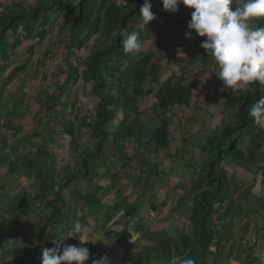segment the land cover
<instances>
[{
  "label": "trees",
  "instance_id": "trees-1",
  "mask_svg": "<svg viewBox=\"0 0 264 264\" xmlns=\"http://www.w3.org/2000/svg\"><path fill=\"white\" fill-rule=\"evenodd\" d=\"M149 3L156 19L148 25L141 22L140 8L144 5V0H124L123 5H119L118 0H37L29 7L24 2H14L0 11V76L7 69L11 53L22 46L23 42L45 40L49 35L50 25L57 22L64 12L66 13L62 27L68 33L65 44L67 72H64L66 76L64 82L57 87L59 95L52 94L45 100L44 107L47 112L45 118L50 120L48 116L50 112L58 116L60 111L57 109L64 107L73 89L79 85L90 86V95L97 100L93 115L84 119L83 125L78 124L76 127L70 121H65L63 125L65 135L70 138V144L76 150L79 149L76 133H80L82 129L89 133L92 148L85 150L76 158L81 172L78 177L88 178L90 182L93 178L89 165L104 162L105 150L110 142L116 147V154L119 157L124 156L127 144L140 143L145 129L138 111L140 97L153 95L157 102L154 106V117L159 123V128L154 132L151 141L156 151L169 147V127L174 117H167L168 113H171L174 106H180L185 110L192 103L193 87L188 84L182 71L180 74H172L165 80L162 79L160 52L142 49L139 53H125L122 47V30H127L129 33L138 32L144 45L149 38L155 39L152 35L154 25L159 27L162 22V25L171 26L174 14H182L184 18L185 15L191 16L194 11L181 4L179 11L172 13L164 10L162 0H149ZM236 6L233 4L231 7L235 10ZM255 23L264 27V20ZM182 24V20L177 23L178 26ZM92 40H95V45L85 62L78 59L76 63L70 61L77 52L86 49ZM157 45L159 47V44ZM33 46L30 47L31 51ZM194 58L201 60L204 67L212 60L205 50ZM24 70L25 65H20L14 68L4 81H0V105L4 92ZM146 87L147 91H144ZM260 99H264V86L258 83L246 86L237 95H227L224 103L227 111L226 119L223 118L218 132L207 138L202 148V173L191 189V193L196 195L191 216L196 228V239L191 241L185 239L186 245L183 250L179 245L174 247L175 255L182 256L181 254L187 251L186 259H192L194 264H205L209 247L215 240V233L211 228L215 210L226 201L228 196L229 182L221 165L236 151L240 141L247 136H253L258 130L249 111ZM72 107L74 108V105ZM119 114L122 119L117 123ZM15 115L13 112L6 113L0 118L5 119ZM43 119L37 118L34 134L35 138L41 140L42 145L37 150V156L32 157V154L27 152L26 148L32 145V142H28L27 145L28 139L25 137L20 146L14 150L15 158L8 164L5 174V177L16 175L31 177L36 181L39 189L33 196L23 193L7 203L10 205L9 209L3 211V214H8V218L0 225V243L3 238L9 236L3 232L33 213L38 201H41L45 210L50 212L42 230L38 233L36 248L27 247L11 251L16 264L31 262L42 264V250L46 242L45 228L47 226L54 229L61 224L59 220L64 218L63 212L67 205L62 192L77 180L72 176L64 185H50L56 177L57 162L56 157L47 150L48 145L56 141L50 124L43 123ZM14 130L16 134L21 131L20 128ZM1 137L3 138L0 141L2 165V157L11 155L4 151L10 152L13 149L5 143L7 139ZM23 145L25 147L22 148ZM3 189L4 187L1 186L0 190ZM19 197L20 199H17ZM91 198L97 199L94 195H91ZM93 201L91 203L85 201V205L87 204L91 210L94 204H97ZM118 208L119 206H115L113 210L116 211ZM126 214L128 215V212ZM66 230L64 228L61 231V236ZM61 239L57 232L53 234L52 241L57 240L61 244Z\"/></svg>",
  "mask_w": 264,
  "mask_h": 264
},
{
  "label": "crops",
  "instance_id": "crops-1",
  "mask_svg": "<svg viewBox=\"0 0 264 264\" xmlns=\"http://www.w3.org/2000/svg\"><path fill=\"white\" fill-rule=\"evenodd\" d=\"M182 118H174L169 127V147L156 151L151 141L159 123L152 113L148 123L143 124L145 129L140 143L127 144L124 156L119 157L110 142L103 165H89L91 176L97 180L90 179V182L81 176L63 190L65 202L68 199L77 204V212L74 221L62 218L64 226L61 223L53 230L49 228L53 234L67 229L61 239V252L68 244L80 246L79 240L68 239L74 222L79 220L86 229L84 235L88 243L84 246L90 249L87 264L105 255L110 264H156L158 260L162 264H182L187 251L178 256L174 247L179 245L183 250L185 239H196V228L191 221L196 195L191 189L202 173L201 162L193 168L190 166L191 156L194 162L202 156L199 147L192 144L194 147L187 148L193 137L188 138L181 126ZM210 134L213 133L205 135L200 146ZM185 146L187 149L182 150ZM179 151L189 159H182L183 164L179 166L182 169L177 170L181 172L175 176L173 157ZM221 168L227 176L229 190L226 201L213 216L211 228L215 240L209 247L205 264H264V129L258 127L253 136L239 142ZM55 169L57 173L51 186L63 182L58 174L64 169L59 171L56 165ZM188 169L192 170L189 175ZM22 178L29 181L31 177L22 176L19 180ZM150 186L155 193L149 190ZM70 189L77 191L71 193ZM91 195L97 199H92ZM92 200L97 202L93 210L85 205V201L91 203ZM115 206H119L116 211L113 210ZM150 211L157 216L153 221L146 220ZM49 213L37 210L3 232L9 236L0 243V264H16L11 251L36 246L38 233ZM173 229L177 230L176 234H171ZM49 234L44 248L56 247L53 234ZM171 241L176 244L170 249Z\"/></svg>",
  "mask_w": 264,
  "mask_h": 264
},
{
  "label": "rangeland",
  "instance_id": "rangeland-1",
  "mask_svg": "<svg viewBox=\"0 0 264 264\" xmlns=\"http://www.w3.org/2000/svg\"><path fill=\"white\" fill-rule=\"evenodd\" d=\"M36 1L37 0H0V11L14 2H24L26 6L29 7ZM123 3L124 0H118L119 5H123ZM66 16L67 15L64 12V14L58 18L59 20H57V22L52 23L49 29L47 28L49 30V35L45 40L40 42H37V40L23 42L22 46L18 47L13 54H10V61L6 67L7 69L0 76V81H4L14 68L20 65H25L24 72L18 75L9 88L4 92L2 98L0 116L2 117L6 115V113L12 112L16 115L13 117H9V115L5 119L0 118V141L3 139L1 136H4L7 139L5 143L9 145L10 149L16 150L22 143V140L26 137L28 139L27 145L29 144L28 142H32V145L26 148L27 152H30L32 157H36L37 150L42 146L41 140L34 137L37 118H44L42 120L43 123L47 122L50 124V129L52 130L56 141V143L48 145L47 151L56 157V167L60 168L58 170L62 171L64 169L58 174L63 180L61 185L66 184L72 176L79 178L78 175H80L81 172L78 167L79 162L76 156L83 154L85 150L92 148L88 136L89 133L85 129H82L80 133H76L79 141V149H74L70 144V138L66 136L63 131L64 122L70 121L76 127L78 124L83 125L82 121L93 115V108L97 103V100L90 95V86L87 85L84 87L79 85L72 90L73 93L66 100L64 107L57 109V111H60L58 116L53 112H50L48 113L50 120L45 118V115H47L44 107L45 100L52 94L59 95L57 87L64 82L66 77L64 74V72H67L65 44L67 43L66 36L68 33L66 29H63L62 27ZM182 18V14H174L171 26L162 25V22L159 27L154 25L152 28V35L155 39L151 40V38H149L148 41L144 43L143 49H152L153 51H158L162 54L160 59L163 67V80L170 77L172 74H180L182 71L188 84L192 85V104L189 109L187 108L183 110L181 118L183 117L182 120L184 123L181 124V126L184 127L183 129L189 135L188 138L193 137L191 144H189L187 148L189 146L194 147L193 145H195L202 151L205 142L201 146L200 144L205 140V135L208 133L216 134L223 118L226 119L227 111H225L224 105L226 96L237 95L246 86L236 91L226 88L222 81H220L215 75V63L213 60L204 67L201 60L194 58L197 54L204 51L203 48L201 49L200 45L202 40L206 38H201L196 33L192 32L191 39H189L185 33L190 31L188 28V22L190 21L191 16L185 15V17ZM180 20L183 21V24L178 26L177 23ZM34 44L35 46H33ZM157 44H159V47ZM94 45L95 40L90 41L87 48L81 52H77L75 57L72 59L70 58V61L76 63V59H78L81 62H85L89 58ZM32 46L33 50L31 51L30 47ZM221 89L224 90L222 91ZM144 91H147V87ZM138 101V111L141 113L140 121L143 124L148 123V119L152 116V113H154V106L157 102L153 95H145L140 97ZM73 105L74 108L72 107ZM76 115L78 118H76ZM121 119L122 117L119 114L117 123L121 121ZM14 128H20V133L16 134L17 132ZM213 134H210L209 137L213 136ZM23 147H25V145H23L22 148ZM187 148L185 146L182 150ZM14 152L15 151L9 152V150H5L4 153H11V155L2 157V165L0 163V187H4L3 190H0V225L8 218V215L3 214V211L9 209L10 205L7 203L12 198L18 197L23 193L33 196L38 193L39 189L35 184L36 181L32 178H30L29 181H26L23 178L19 180L22 175L20 177L17 175L5 177L8 164L13 158H15L16 153ZM188 153L191 154L190 152ZM194 153L195 152H193V154ZM203 157L206 159L204 155ZM173 158L177 168L175 166L172 172H174L175 176H178L181 171L177 170L182 169L179 168V166L183 164L182 159L185 158V155L183 152L179 151V153ZM188 159L189 157L186 155L185 160ZM190 159L192 161L190 165L192 168L199 165L201 160H203L202 158L201 160L194 162V156H191ZM101 165H103L102 162ZM191 172L192 170L188 169L186 173L189 175ZM92 177L93 175L91 178ZM93 179L95 181L97 180L96 177H93ZM149 190L154 193L156 192L151 186ZM74 191L77 190L73 189L71 192L70 189L71 193ZM17 199H20V197ZM66 201L67 205L63 212L64 218H70L67 222H72L76 218L77 204H73V202L68 199ZM35 206L37 210L46 212L41 201H38ZM37 210H34V212H37ZM37 215L42 217L39 213H37ZM59 221L64 226L65 220L61 218ZM45 231L46 238L47 235L50 236L49 233H51V230L48 228ZM57 233L59 237H65V234L61 236V232L58 231ZM176 233V229H173V232H171V234ZM175 244L174 241L170 242L171 247ZM34 247L36 248L37 245ZM156 264H162V262L158 260Z\"/></svg>",
  "mask_w": 264,
  "mask_h": 264
},
{
  "label": "clouds",
  "instance_id": "clouds-1",
  "mask_svg": "<svg viewBox=\"0 0 264 264\" xmlns=\"http://www.w3.org/2000/svg\"><path fill=\"white\" fill-rule=\"evenodd\" d=\"M165 11L176 13L182 4L194 9L188 22L192 32L203 39L201 48L215 63V75L223 85L236 91L244 86L258 83L264 86V27L255 22L264 20V0H162ZM236 4L235 10L232 5ZM141 22L148 25L156 19L149 0L140 8ZM121 43L125 53H139L143 42L138 32L122 30ZM182 55V53H181ZM222 91L224 89H221ZM249 115L255 124L264 129V99L258 100ZM83 225L76 220L68 233V239L80 241V246L68 244L60 251V243L54 248L42 250V264H87L90 249L84 246L88 241ZM92 264H110L108 257L93 259ZM182 264H194L184 259Z\"/></svg>",
  "mask_w": 264,
  "mask_h": 264
},
{
  "label": "built area",
  "instance_id": "built-area-1",
  "mask_svg": "<svg viewBox=\"0 0 264 264\" xmlns=\"http://www.w3.org/2000/svg\"><path fill=\"white\" fill-rule=\"evenodd\" d=\"M183 113V108L180 106H174L172 108L171 113H168L167 117L173 116L174 118H181V114ZM157 218L156 213L153 211L149 212V215L146 217L147 221H153Z\"/></svg>",
  "mask_w": 264,
  "mask_h": 264
}]
</instances>
